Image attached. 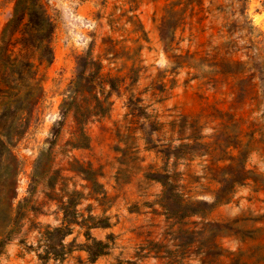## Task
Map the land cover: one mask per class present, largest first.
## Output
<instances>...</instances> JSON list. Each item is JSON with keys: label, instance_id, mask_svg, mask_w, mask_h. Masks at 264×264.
I'll return each mask as SVG.
<instances>
[{"label": "rangeland", "instance_id": "374dc122", "mask_svg": "<svg viewBox=\"0 0 264 264\" xmlns=\"http://www.w3.org/2000/svg\"><path fill=\"white\" fill-rule=\"evenodd\" d=\"M44 1L54 30L51 61L37 67L41 101L32 118L24 111L12 117L0 106L11 143V150L0 146V234L9 230V203L16 209L27 198L0 264H264V101L251 87L257 79L236 71L245 56H180L199 43L206 47L211 33L218 42L222 19L201 32L207 20L189 29L185 18L181 27L178 0ZM239 4L264 37V0ZM13 7L14 0H0V34ZM86 54L101 61L103 72L119 76L114 90L94 88L109 91L110 109L86 125V148L67 145L76 129L68 116L47 150L60 104ZM180 62L193 68L178 67ZM230 113L240 117L232 124L240 134L239 156L226 148L234 144L227 133ZM82 166L93 181L81 174ZM239 178L243 183H232ZM93 186L107 195L104 207ZM179 189L191 204L179 203ZM72 190L81 193V212L89 206L110 218L109 227L91 229L97 239L110 235V248L93 262L75 246L63 260L40 259L34 247L44 228L60 224V206ZM188 211L193 213L182 215ZM82 233L75 225L64 242L81 243Z\"/></svg>", "mask_w": 264, "mask_h": 264}, {"label": "trees", "instance_id": "16d2710c", "mask_svg": "<svg viewBox=\"0 0 264 264\" xmlns=\"http://www.w3.org/2000/svg\"><path fill=\"white\" fill-rule=\"evenodd\" d=\"M225 2V0H207L206 4L205 0H178L181 27H184L187 22L185 18H189V29L194 28V22L197 25L195 29L198 26L204 27V21L207 20L206 28H202L201 32L211 30V24L214 20L222 19L223 22L218 29V42L212 38L211 33L208 41H206V47L205 44L199 43L192 53L186 52L180 56L185 57L187 55L191 58L222 56V58L227 57L228 61L235 57L245 56L247 59L243 66L236 71L240 75L251 72L248 76L249 80L257 79L256 82L251 83V87L259 89L261 99L264 101L263 34L244 16L245 7L239 4L240 0ZM241 2L245 4L246 0H241ZM240 7L243 8V11L240 10ZM172 11L173 5L169 3L167 13ZM194 17L195 20H193ZM53 30L54 23L47 13L44 0H14L13 10L0 34V106L11 112L12 117L24 111L32 118L37 104L41 101L42 90L36 80L37 67L51 61L50 41ZM189 34L192 38L195 37L192 32ZM188 40L191 42V39ZM78 67L76 79L70 82L67 94L60 104V116L51 129V138L45 142L48 145L47 150L53 148L68 116L72 117L76 129L67 145L72 148H86L89 142L86 125L91 119L104 116L110 109L109 91L104 95L101 91L95 93L94 88L98 86L103 89V87L108 86V90H114L119 76H112L109 72H103L104 66L101 61L94 60L90 54H86L81 59V64ZM178 67L193 68V65L180 62ZM85 71L89 72L87 76H84ZM228 75L230 74L228 73ZM194 78L195 76H191L190 79ZM81 82L85 83L84 89ZM79 96L81 97L80 102L77 101ZM255 99V95L248 98L250 101ZM228 117L227 133L231 139H234V144H229L226 148L236 149L237 156H239L241 151L239 146L240 134L234 130L232 124L240 120V117H235L234 113H230ZM22 119L24 118H20L19 128H23ZM28 123L29 120L26 119V128ZM2 129L0 124V146L6 151L11 150V143L6 139L10 134ZM25 132V128L22 132L18 131V139H22ZM189 139L194 141V138ZM235 157L232 156L231 160ZM79 171L85 179L93 181V173L89 168L82 166ZM243 172L241 167L240 175ZM244 180L245 178H239L232 183L241 184ZM93 190L99 195V198L96 199L97 202L104 207L107 195L97 186H93ZM29 193L31 194L30 190ZM187 194L188 192L182 189L177 190L176 196L180 198L179 203L188 205L193 202L190 201V196ZM80 195V192L72 190L68 200L60 206L62 212L60 224L52 227L47 226L41 232V236L34 247L40 259L63 260L74 250L75 246L85 252L88 262H93L109 250L111 236H107L106 240L97 239L91 234V229L109 227L110 218L103 214H93L89 206L86 214L81 212L77 208ZM26 199L24 198L23 201L19 202L16 209L12 207V202L9 203L5 222L9 230L0 234V254L3 252L5 244L11 239L13 226L19 224V216H23L19 213L23 209V203ZM227 199L228 197L224 198V201ZM192 213V211H188L182 215L189 216ZM75 225L83 229L84 241L78 244H75L74 241L64 242L65 237L72 232ZM27 248H31V245Z\"/></svg>", "mask_w": 264, "mask_h": 264}]
</instances>
